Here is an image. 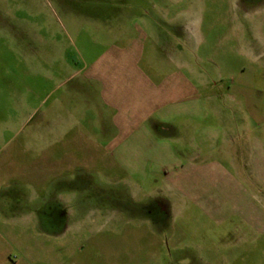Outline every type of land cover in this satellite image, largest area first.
<instances>
[{
	"label": "rangeland",
	"instance_id": "rangeland-1",
	"mask_svg": "<svg viewBox=\"0 0 264 264\" xmlns=\"http://www.w3.org/2000/svg\"><path fill=\"white\" fill-rule=\"evenodd\" d=\"M256 2L0 0V264H264V0ZM192 15L198 35L183 56L208 80L200 112L221 113L200 127L226 129L238 149L222 157L215 148L214 177L180 182L196 199L170 211L153 196L167 168L147 167V150L138 161L125 153L123 167L92 120L54 140L45 117L26 116L57 108L63 87L46 55L55 43L74 66L90 64L103 51L97 26L147 19L162 42L177 35L172 17ZM57 195L70 213L63 228L46 214Z\"/></svg>",
	"mask_w": 264,
	"mask_h": 264
},
{
	"label": "crops",
	"instance_id": "crops-1",
	"mask_svg": "<svg viewBox=\"0 0 264 264\" xmlns=\"http://www.w3.org/2000/svg\"><path fill=\"white\" fill-rule=\"evenodd\" d=\"M175 18L169 23L177 35L162 42L147 19L97 26L103 51L90 64L74 66L66 59V50L55 43L46 55L48 65L54 66L55 87H63L56 97L57 108L43 115L33 108L26 116L28 122L45 117V132L54 140L65 136L72 125L92 120L101 143L123 167L129 160L125 153L138 161L147 150L143 158L147 167L160 173L167 168L158 195L153 196L168 200L170 211L182 199H196L193 188L189 191L180 182L214 177L211 166L222 165L212 161L215 148L223 147L222 157H231L230 150L238 149L226 129L222 134L210 125L200 127L199 120L221 118V113L200 112V88L207 87L208 80L201 79L196 58L183 56L184 43L198 35L199 16H188L180 24ZM165 20L161 17L158 22ZM56 72L62 80L56 79ZM15 184L10 193L17 192Z\"/></svg>",
	"mask_w": 264,
	"mask_h": 264
},
{
	"label": "flooded vegetation",
	"instance_id": "flooded-vegetation-1",
	"mask_svg": "<svg viewBox=\"0 0 264 264\" xmlns=\"http://www.w3.org/2000/svg\"><path fill=\"white\" fill-rule=\"evenodd\" d=\"M248 2H255L257 3L256 1L257 0H247ZM260 1V0H259ZM51 198L56 199L57 201L53 202L51 206H49L50 208V211L46 214H49L51 216V219L52 221H54V223L60 227V228H63V227H66L67 224L65 223V221L67 220L68 218V214H70L68 212V208H66L64 206V204L62 203V201H60L61 197L60 195H57V196H49ZM158 203V206L161 208V210L163 211V213L166 214L167 210H166V207H165V204L161 201H157ZM102 214V213H100ZM115 215H118V214H123V212H120V211H115L114 213ZM126 215V214H125ZM124 215V216H125ZM66 224V225H65Z\"/></svg>",
	"mask_w": 264,
	"mask_h": 264
}]
</instances>
